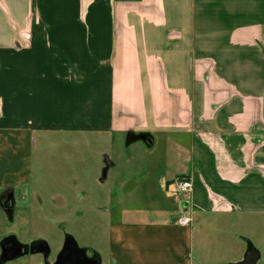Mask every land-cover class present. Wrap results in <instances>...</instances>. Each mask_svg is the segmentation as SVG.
Listing matches in <instances>:
<instances>
[{
    "label": "crops",
    "instance_id": "crops-1",
    "mask_svg": "<svg viewBox=\"0 0 264 264\" xmlns=\"http://www.w3.org/2000/svg\"><path fill=\"white\" fill-rule=\"evenodd\" d=\"M50 134L164 146L166 216L109 222L99 264L239 262L244 238L264 264V0H0V191L26 196Z\"/></svg>",
    "mask_w": 264,
    "mask_h": 264
},
{
    "label": "rangeland",
    "instance_id": "rangeland-1",
    "mask_svg": "<svg viewBox=\"0 0 264 264\" xmlns=\"http://www.w3.org/2000/svg\"><path fill=\"white\" fill-rule=\"evenodd\" d=\"M96 136L50 134L35 138L32 177L24 185L26 196L15 193V187L0 191L13 194L11 215L0 207V254L1 244L8 238L21 245L42 242L49 248L48 262L53 264L68 235L87 257L100 258L105 255L109 222L152 221L166 216L159 210L164 205L165 185L158 180L165 170L164 146L158 142L147 149L144 141V145L132 143L134 136L129 134L113 140L106 135L103 142ZM180 178L184 177L171 183ZM224 236L219 230L206 232L207 238L219 242ZM215 247L206 257L212 264L237 263L239 253ZM22 258L43 264L39 254ZM257 264H263L262 259Z\"/></svg>",
    "mask_w": 264,
    "mask_h": 264
},
{
    "label": "water",
    "instance_id": "water-1",
    "mask_svg": "<svg viewBox=\"0 0 264 264\" xmlns=\"http://www.w3.org/2000/svg\"><path fill=\"white\" fill-rule=\"evenodd\" d=\"M136 140L144 141L148 145L151 144V140L145 135L134 136L132 141ZM4 207L6 208L5 212L11 215L13 208L12 193L9 194V198L6 200ZM243 241L247 245L246 251L242 260L234 264H256L259 259V252L248 242V240ZM35 254L42 256L43 264H50L48 262L50 252L45 243L35 242L28 245H21L15 239L8 238L1 244L0 263L13 261L27 255ZM99 262L100 260L97 257H87L84 250L77 248L72 238L66 235L63 249L53 264H99Z\"/></svg>",
    "mask_w": 264,
    "mask_h": 264
},
{
    "label": "built area",
    "instance_id": "built-area-1",
    "mask_svg": "<svg viewBox=\"0 0 264 264\" xmlns=\"http://www.w3.org/2000/svg\"><path fill=\"white\" fill-rule=\"evenodd\" d=\"M174 189L177 195L186 196L192 190L191 180L185 177L177 179L174 182ZM192 221H193V218L190 215L183 214L178 218L177 224L179 226L185 227L191 224Z\"/></svg>",
    "mask_w": 264,
    "mask_h": 264
},
{
    "label": "flooded vegetation",
    "instance_id": "flooded-vegetation-1",
    "mask_svg": "<svg viewBox=\"0 0 264 264\" xmlns=\"http://www.w3.org/2000/svg\"><path fill=\"white\" fill-rule=\"evenodd\" d=\"M9 194L10 192H6L0 196V205H1V208H3L4 210H6V208L4 207V204L6 200L9 198Z\"/></svg>",
    "mask_w": 264,
    "mask_h": 264
}]
</instances>
